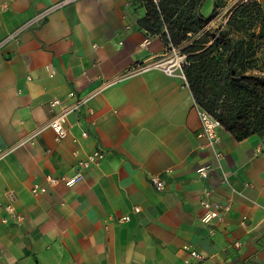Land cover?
I'll return each mask as SVG.
<instances>
[{"label":"crops","instance_id":"obj_1","mask_svg":"<svg viewBox=\"0 0 264 264\" xmlns=\"http://www.w3.org/2000/svg\"><path fill=\"white\" fill-rule=\"evenodd\" d=\"M62 1L0 0V202L22 214L4 222L0 208V264H185L190 249L209 264H264V133L236 139L221 125L216 157L187 81L133 70L169 46L139 24L146 1ZM95 148L102 159L67 183Z\"/></svg>","mask_w":264,"mask_h":264},{"label":"trees","instance_id":"obj_2","mask_svg":"<svg viewBox=\"0 0 264 264\" xmlns=\"http://www.w3.org/2000/svg\"><path fill=\"white\" fill-rule=\"evenodd\" d=\"M145 1L147 15L139 24L148 31L162 32L175 46L198 33L181 49L189 60L184 73L195 101L236 139L264 133V72L246 61L253 55L244 51V39L226 28L214 33L202 30L208 21L200 11L205 0ZM250 7L264 20L257 0H243L232 9L227 22L236 13L246 14Z\"/></svg>","mask_w":264,"mask_h":264},{"label":"built area","instance_id":"obj_3","mask_svg":"<svg viewBox=\"0 0 264 264\" xmlns=\"http://www.w3.org/2000/svg\"><path fill=\"white\" fill-rule=\"evenodd\" d=\"M70 0L62 1L67 2ZM189 65V60L187 59V54L178 49L177 46L171 44L169 42L168 48L156 56L152 57L149 61H142L137 64L133 70L135 71H144L150 68H160L168 74H178L184 80H186L184 68ZM72 96V93H67L64 97H53L50 99L49 104L51 107H55L56 105L61 104L65 99ZM84 102V98H77L73 104V110L77 109ZM194 109L196 110L198 117L200 119V130L199 135L202 136L204 140V145L210 146L212 151L216 157H220L221 151L218 149V133L217 129L221 126L219 120L214 117L211 113L201 107L196 101L194 102ZM48 125L52 129L54 133V137L57 140L64 138L67 134V126H66V115L62 111H55L53 115L48 120ZM86 131H82V135H86ZM77 151H75V155ZM104 156V152L100 148H95L84 156H78L75 162V173L72 177H70L66 182L72 183L75 179L81 178L83 176V171L88 169L94 165H96ZM209 165H205L199 169V173L201 176L207 175V169ZM49 183H55L56 178L52 175H48L47 177ZM150 182L154 186L155 189L161 190L164 188L165 180L161 175H153L150 177ZM31 191L34 194L43 193L47 191V187L45 185H41L38 183H34L31 187ZM1 195V191H0ZM202 203L208 207L207 214L210 217L218 216L217 209H211L209 207V203L206 201H202ZM0 208H4L7 212L5 216L2 217V221H8L9 217L14 220H20L22 218V214L20 210H18L13 205L6 203L3 204L0 202ZM140 207L135 205L133 207V211L138 212ZM122 219L129 218L128 214L122 215ZM240 242H235L237 246H239ZM185 264H209L206 260L205 255L197 251L196 249H190L187 256L184 258Z\"/></svg>","mask_w":264,"mask_h":264},{"label":"rangeland","instance_id":"obj_4","mask_svg":"<svg viewBox=\"0 0 264 264\" xmlns=\"http://www.w3.org/2000/svg\"><path fill=\"white\" fill-rule=\"evenodd\" d=\"M243 0H214L213 16L208 18L202 30L214 33L221 28L228 29L234 36L241 37L245 41L244 51L253 55L247 58V62L252 63L253 68H264V20L256 10L248 8L246 14L236 13L233 20L227 22L232 9ZM252 6V5H251ZM198 33L191 36L187 41H191ZM187 42L177 46L182 49ZM182 51V50H181ZM183 52V51H182ZM251 59V60H250Z\"/></svg>","mask_w":264,"mask_h":264}]
</instances>
